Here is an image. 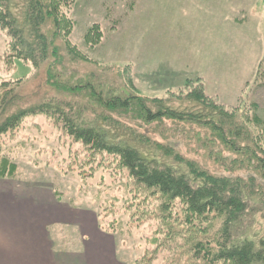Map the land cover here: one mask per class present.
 <instances>
[{
    "label": "rangeland",
    "instance_id": "rangeland-1",
    "mask_svg": "<svg viewBox=\"0 0 264 264\" xmlns=\"http://www.w3.org/2000/svg\"><path fill=\"white\" fill-rule=\"evenodd\" d=\"M50 2L58 8L59 16L57 21L49 18L42 28L51 46L38 67L12 56L10 39L0 28V82L19 80V94L26 97L28 105L48 101V90L55 93L46 83L50 63L61 86L90 83L107 96L136 94L177 105L201 90L207 102L221 106L234 122L243 121L249 134L248 152L253 146L264 148V0ZM55 96L62 108L61 102L74 108L86 105L89 97L85 87L70 93L61 89ZM92 111L87 110L88 114ZM168 128H155L154 134L178 141L176 135L180 139L177 148L191 153L207 169L220 171L229 163L223 153L229 149L221 142H209L205 148L192 127ZM205 136L210 135L206 132ZM91 156L80 142L65 134L56 117L45 112L28 114L16 128L0 135V163L6 164L4 157L14 162L16 170L12 167L10 172L15 171L13 176L24 183L38 180L33 196L49 204L72 209L77 208L72 207L74 203L95 209L101 224L116 233L118 256L126 264L136 259L138 264H152L154 258L155 264H208L202 258L204 252L195 256L191 247L193 242L205 243L215 237L218 221L206 234L186 233L174 221L186 215L180 202L169 200L164 208L158 196H150L149 190L134 184L116 159L105 161L106 154L103 160ZM235 164L238 172L248 169L257 174L248 154ZM3 179L11 181L10 187L20 185L15 178ZM255 180L261 189L260 177ZM36 190L40 192L36 194ZM154 203L153 212L143 208ZM49 228L57 237L59 250L84 258L88 235L82 234L80 223L58 220L49 223ZM251 229L264 238V219L256 218Z\"/></svg>",
    "mask_w": 264,
    "mask_h": 264
},
{
    "label": "trees",
    "instance_id": "trees-1",
    "mask_svg": "<svg viewBox=\"0 0 264 264\" xmlns=\"http://www.w3.org/2000/svg\"><path fill=\"white\" fill-rule=\"evenodd\" d=\"M9 2L0 0V28L10 39L8 46L12 56L27 60L36 68L48 56L51 46L42 28L51 17L57 21L58 8L50 0H21L15 5ZM51 69L54 70L52 63L47 68L46 83L55 93L48 90L51 92L48 101L28 105L26 97L19 94V80L14 84L0 82V135L16 128L28 114L48 113L61 122L65 134L80 142L91 157L98 155L103 160L106 154L109 157L105 161L116 159L134 184L149 190L150 196H158L164 208H168L169 200L180 202L186 208V215L174 221H178L186 233L194 230L206 234L218 221L215 237L206 239L205 243L204 240L193 242L191 250L195 256L204 252L202 258L208 264H264V238L251 229L256 218L264 219V148L253 146L247 151L249 134L243 121L241 124L234 122L232 115L221 106L207 102L201 90L187 97L188 104L172 105L159 98L146 99L136 94L102 95L87 83L84 87L89 96L88 104L74 108L61 102L65 105L62 108L55 99L58 90L70 93L84 87L79 84L61 86ZM34 97L30 92L29 98ZM87 110L93 111L88 114ZM163 127H192L191 130L201 135L197 140L205 142V148L209 142H221L229 149L223 151L229 163L220 171L207 169L191 153L177 148L180 139L176 135L178 141L154 134L155 128ZM206 132L210 136H205ZM243 154L251 157L257 174L248 169L236 170L235 162ZM224 159L220 158L225 163ZM4 160L6 164L0 163L3 175L0 178L21 180L13 176L15 171L10 172L12 167L16 170V164L6 157ZM258 177L261 189L255 185ZM36 181L29 180L27 185L33 187ZM154 205L144 204L143 208L153 212ZM73 206L81 208L72 203ZM85 208L95 213L101 231L117 237L114 231L101 224L95 209ZM166 260L172 261L168 257ZM132 264H138V259Z\"/></svg>",
    "mask_w": 264,
    "mask_h": 264
},
{
    "label": "crops",
    "instance_id": "crops-1",
    "mask_svg": "<svg viewBox=\"0 0 264 264\" xmlns=\"http://www.w3.org/2000/svg\"><path fill=\"white\" fill-rule=\"evenodd\" d=\"M8 180H0V264H126L118 256L117 238L97 227L93 211L49 204L33 196L24 179H16V187L8 186ZM65 219L80 223L88 235L82 259L59 250L51 233L49 223ZM58 230L63 234V228Z\"/></svg>",
    "mask_w": 264,
    "mask_h": 264
}]
</instances>
